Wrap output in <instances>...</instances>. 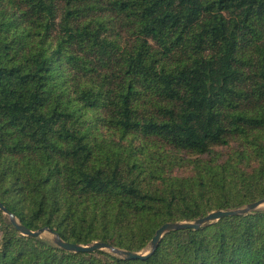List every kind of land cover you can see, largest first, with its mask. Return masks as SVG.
Returning a JSON list of instances; mask_svg holds the SVG:
<instances>
[{
	"label": "trees",
	"instance_id": "obj_1",
	"mask_svg": "<svg viewBox=\"0 0 264 264\" xmlns=\"http://www.w3.org/2000/svg\"><path fill=\"white\" fill-rule=\"evenodd\" d=\"M264 197V0H0V203L146 248ZM0 264H264V209L68 251L0 209Z\"/></svg>",
	"mask_w": 264,
	"mask_h": 264
},
{
	"label": "water",
	"instance_id": "obj_2",
	"mask_svg": "<svg viewBox=\"0 0 264 264\" xmlns=\"http://www.w3.org/2000/svg\"><path fill=\"white\" fill-rule=\"evenodd\" d=\"M260 206H264V197L256 201L245 204L244 206L232 208V209H215L211 210L201 217H197L189 221H168L161 224L152 235L151 239L146 245V248L142 251H130L127 249L115 247L109 243L103 241H93L89 244H79L64 241L60 236L50 229L47 226L38 228L36 230H30L25 227L23 224L19 223L14 215L9 212L3 205L0 203V209L6 213L11 221V223L19 230L21 234L40 236L42 233H48L50 235V240L57 246L68 251H80V252H89L93 250H106L120 258L124 259H136V258H145L157 247L160 238L166 232L182 229V228H192L197 229L202 226H206L210 223L216 222L218 219L225 216L232 215H241L245 214L251 210L258 209Z\"/></svg>",
	"mask_w": 264,
	"mask_h": 264
},
{
	"label": "rangeland",
	"instance_id": "obj_3",
	"mask_svg": "<svg viewBox=\"0 0 264 264\" xmlns=\"http://www.w3.org/2000/svg\"><path fill=\"white\" fill-rule=\"evenodd\" d=\"M258 209H264V206H260ZM39 237L42 238H50V235L48 233H42Z\"/></svg>",
	"mask_w": 264,
	"mask_h": 264
}]
</instances>
